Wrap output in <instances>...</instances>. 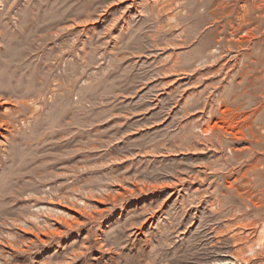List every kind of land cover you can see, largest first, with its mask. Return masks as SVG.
Returning a JSON list of instances; mask_svg holds the SVG:
<instances>
[{"label":"rangeland","instance_id":"rangeland-1","mask_svg":"<svg viewBox=\"0 0 264 264\" xmlns=\"http://www.w3.org/2000/svg\"><path fill=\"white\" fill-rule=\"evenodd\" d=\"M0 264H264V0H0Z\"/></svg>","mask_w":264,"mask_h":264}]
</instances>
